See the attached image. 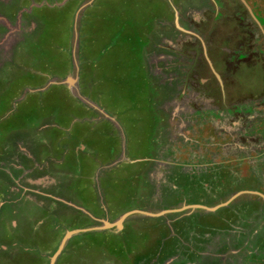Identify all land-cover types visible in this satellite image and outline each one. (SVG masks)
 Listing matches in <instances>:
<instances>
[{
	"label": "rangeland",
	"instance_id": "374dc122",
	"mask_svg": "<svg viewBox=\"0 0 264 264\" xmlns=\"http://www.w3.org/2000/svg\"><path fill=\"white\" fill-rule=\"evenodd\" d=\"M50 263L264 264V0H0V264Z\"/></svg>",
	"mask_w": 264,
	"mask_h": 264
},
{
	"label": "water",
	"instance_id": "95a60500",
	"mask_svg": "<svg viewBox=\"0 0 264 264\" xmlns=\"http://www.w3.org/2000/svg\"><path fill=\"white\" fill-rule=\"evenodd\" d=\"M129 215H131L130 212H129V213H125L124 215H122V216L120 217V219H119V222H117L115 225L118 227V225H120V223L125 219V217H127V216H129ZM77 232H78V231H75V232H72V233H77ZM69 235H70V234H66V237H64V238L61 240V242H60V244H59V247H58L56 253L53 255V257H52V259H51V263L53 262L54 257L57 255V253L60 251V249H61L62 246L64 245L65 240L67 239V237H69ZM51 263H50V264H51Z\"/></svg>",
	"mask_w": 264,
	"mask_h": 264
}]
</instances>
